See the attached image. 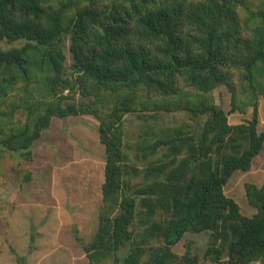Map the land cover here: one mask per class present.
<instances>
[{
	"label": "trees",
	"instance_id": "1",
	"mask_svg": "<svg viewBox=\"0 0 264 264\" xmlns=\"http://www.w3.org/2000/svg\"><path fill=\"white\" fill-rule=\"evenodd\" d=\"M255 1L0 0V158L31 160L53 116L98 123L104 180L97 238L82 243L87 264H264V183L243 184L250 214L225 191L264 148V0ZM247 107L249 118L228 121ZM151 108L161 116L139 137L154 178L131 181L126 117ZM165 113L171 126L160 125ZM203 231V245L174 250Z\"/></svg>",
	"mask_w": 264,
	"mask_h": 264
},
{
	"label": "rangeland",
	"instance_id": "2",
	"mask_svg": "<svg viewBox=\"0 0 264 264\" xmlns=\"http://www.w3.org/2000/svg\"><path fill=\"white\" fill-rule=\"evenodd\" d=\"M259 0L255 1V4ZM16 44H18L16 42ZM67 62L71 61L65 44ZM220 93V94H219ZM216 101H222L229 109V93L224 87L214 90ZM83 97L76 95L75 99ZM137 118L128 115L125 121L131 132L125 137L123 151L126 152L124 177L131 181L154 177L145 175L149 158L145 144H140V134L161 116L153 108ZM156 112V114H155ZM153 115L149 118L148 115ZM251 107L246 112L235 109L228 115L230 123L241 122L250 117ZM156 115V116H155ZM169 114L163 115L160 125L171 126ZM258 128H264V98L258 96ZM160 121V119H158ZM97 120L91 116H53L40 137L33 142L32 159L12 156L6 152L0 158V264H87L83 244L93 241L98 226V211L102 201L101 185L104 180V147L99 142ZM156 155L157 153L154 152ZM30 172V180L23 175ZM244 182L257 185L264 183V148L253 160L248 171H235L225 186V191L238 202L242 213L250 214L255 209L247 202ZM47 207L43 208L41 204ZM33 208L35 212H31ZM31 212L30 215L28 213ZM49 217L44 226L40 217ZM34 227L28 229L29 222ZM50 236H44L45 230ZM209 232H188L174 247L178 254L185 252L187 239L195 241L194 246L203 245ZM97 236V235H96ZM94 237L95 239L97 237ZM93 238V239H94ZM103 240H106L103 237ZM106 242V241H105ZM193 247H191L192 249ZM97 253L105 252L96 250ZM16 254L21 263L16 261Z\"/></svg>",
	"mask_w": 264,
	"mask_h": 264
}]
</instances>
